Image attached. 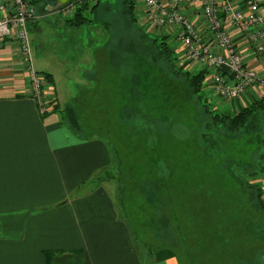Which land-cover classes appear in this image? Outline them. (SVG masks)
I'll return each instance as SVG.
<instances>
[{"label": "crops", "instance_id": "obj_1", "mask_svg": "<svg viewBox=\"0 0 264 264\" xmlns=\"http://www.w3.org/2000/svg\"><path fill=\"white\" fill-rule=\"evenodd\" d=\"M44 13L30 23V34L36 33L33 39L30 35L33 65L39 73L52 75L49 94L56 98L59 110L40 115L15 44L6 41L0 48V264H180L170 251L163 257L156 252L141 255L131 228L121 217L117 190L93 184L112 168L115 156L106 140L84 135V129L94 127L83 123L81 109L95 113L108 101L100 98L96 105L87 106L80 102L85 97L95 99L100 82L110 83L114 75L118 81L114 88L120 97L124 95L120 84L129 74L124 66L127 28L108 33L99 24L75 28L57 12ZM143 28L136 23L130 32L152 41L156 35L149 29L150 35L146 34ZM233 35L246 64L264 78V56H250L242 36ZM131 60L136 68L142 59ZM187 65L193 68L189 71L200 68L191 61ZM60 72V80L71 91L64 101L57 87L56 73ZM75 76L88 84L75 83ZM111 92L107 84L100 96L111 97ZM204 93L215 104L214 110L231 113L262 97L260 90L250 89L231 106L222 102L220 107L221 100L210 88ZM129 97L124 95V105ZM67 106L74 107L82 134L65 122L62 110ZM259 183L264 189V177ZM260 257L264 264V251Z\"/></svg>", "mask_w": 264, "mask_h": 264}, {"label": "rangeland", "instance_id": "obj_2", "mask_svg": "<svg viewBox=\"0 0 264 264\" xmlns=\"http://www.w3.org/2000/svg\"><path fill=\"white\" fill-rule=\"evenodd\" d=\"M102 4L103 6L96 20L99 27L104 29L105 33L113 29L125 32L123 28H127L126 31L128 33L126 35L129 39V46L127 47L128 53L124 66L127 67L126 69L129 74L127 76L128 79L126 76L123 77L120 85L123 86L121 91L124 92V95L130 97L127 101L128 103L124 105V95L120 97V93L117 92L119 89L116 90L114 88V83L118 82L114 75L112 77L113 82H111V79L110 83L106 81L100 82L99 93L95 99L92 100L90 97H85L80 102L81 106H87L90 103L96 105L99 103L98 99L105 98L104 100L108 101L106 107L98 110L96 108L94 110L95 113H90L84 107L81 109L82 113L80 116L83 123L93 125L94 127L93 130L84 129L85 136L103 138L111 144L113 155H116V159L113 160V166L110 168L111 178L113 177L114 179L110 182L104 181L105 183L103 184L110 192H116L117 188L122 187L124 184L130 185V188L125 189L127 200L133 203V208L129 210L131 216L128 219L134 218L133 223L135 226L138 225L140 220L142 221V226H146L144 240L150 243L153 240V234L158 232L157 227L154 225L155 221L161 220L159 230L166 226L164 230L166 234V223L172 220L170 215L178 217L176 207L179 209L180 207L174 203V199L171 207L169 206V201H167L168 196H170L169 194L173 195L174 189L171 190V187L164 190L163 188V185L168 182L169 177L167 176L174 173L175 178L181 181L172 178L173 183L187 186L185 181L199 178L202 172L205 177L203 185L207 186V183L218 182L217 178L212 179L214 176L212 170L222 158H225L227 162L222 161L218 164L221 172L240 177L239 172L241 171L246 175L250 172L253 173L255 170L257 171L259 165L264 160V145H261L262 139H264L263 120L260 119L262 123V128H259L260 130H257L256 120L248 122V125L239 130L241 131L240 133L231 134L228 130H225V133H230L232 137L234 136L233 143L231 145L223 144L219 152L211 151L208 144L206 145L204 140L200 138V134L211 131L216 133L215 129L210 128L213 124L212 118H199L197 123L195 118L197 119L198 113H192V110L188 109L189 106L185 102L186 98L189 97L186 83L184 80L172 76V69L168 62L164 64L163 62H159V49L155 38H151L152 41L147 42L148 36L139 37L130 32V29L136 23L126 22L125 19L120 17L122 16V0H102ZM36 6V18L37 16L44 15V11L50 12L52 15L56 12L51 10L53 6H48L46 10L44 9L46 5H43V3ZM116 27L117 29H115ZM143 29L146 34L150 35L148 29ZM30 35L31 39L36 37L35 32H32ZM130 39H132V42ZM12 42L15 44L16 57L19 58L20 47L17 46L15 41ZM169 42L179 56V68L175 67L177 71H189V68L192 70L193 68L187 65L190 61L187 60L185 51H182L181 48H176L173 42ZM132 58L136 59L135 62L138 59H142L138 61L136 68L131 64ZM131 74L134 75L133 78H131ZM56 75L61 101H64L65 97L68 96V92L71 93V91L69 88L66 90V82L60 80V76L63 73H56ZM117 77L119 81L122 79L121 75H117ZM74 78L75 83L88 84L87 81L82 82L76 76ZM29 84L31 85L30 81ZM107 84H110L113 89L112 95L108 98L101 97L100 95L105 94ZM46 87L50 90L49 84ZM49 93L51 92L48 91L47 97L51 96ZM94 93H97V90ZM218 99L221 100L220 107H222L223 103L226 106L233 104L230 100L225 101L220 97ZM199 103L201 104V101ZM200 104L199 108L203 113L202 105ZM214 105L211 104V108H216ZM175 107L177 108V116L172 115V110ZM224 109L226 110V108ZM216 111L221 113V108L217 107ZM178 113H181L182 116L178 117ZM235 113L232 112V114ZM188 115H190V118ZM226 140L229 143L231 142L229 139ZM164 179H166L165 183L163 182ZM221 180L223 184L221 186L218 184L216 189H218L223 199L219 202L218 206L227 209L229 202L233 200V195L235 198L232 203L235 204L234 213L243 216L252 225V229L243 228L235 230L228 227V231L225 232L224 229L225 233L218 238V240H222V243H219V241L217 245L213 237L207 239L205 236H202V240H205V242L200 244L199 238L197 239L195 238L196 236H192L195 239L192 242L188 239L189 243H186V246L192 244L190 250L189 247L188 249L180 250H177L178 247L174 250L153 248L151 252L159 253L163 257L170 251L176 254L180 264H263L260 254L264 251V219L253 207L256 196L254 193L247 195V190H244L243 184L242 189L241 184H239L237 188L238 193L234 195L232 190H235V188L232 187L233 189L231 190V188L228 189L225 185L229 182V179L224 180V178H221ZM176 190L178 192L177 186ZM225 190L226 194H229L228 196L225 195ZM118 191L120 192V190ZM207 192L209 193L211 190L209 189ZM159 193L162 195L157 200ZM180 194L182 193L180 192ZM178 195L177 197H179ZM120 196L121 194L118 193V204L120 203ZM136 202L140 205L139 207L135 206ZM181 205L183 206V204ZM248 207L249 210L241 211V208L247 209ZM134 208L137 209V212H134ZM169 212L170 215L168 214ZM144 213L152 214L148 218H144ZM233 221L236 220L233 219ZM176 223L178 226L181 225L177 221ZM195 227L200 229V224H195ZM174 235L175 233L171 236ZM156 237L159 236L154 235V238ZM227 238H229L230 243H234L231 246L233 251H231V255L226 252V249L230 248V246L225 245ZM226 243L228 244V241ZM246 245H248L249 249L248 258L238 254L237 263H235L232 258L228 257L240 252ZM137 249L145 257L149 254V250L143 244H137ZM252 252H255V260L250 258Z\"/></svg>", "mask_w": 264, "mask_h": 264}, {"label": "built area", "instance_id": "obj_3", "mask_svg": "<svg viewBox=\"0 0 264 264\" xmlns=\"http://www.w3.org/2000/svg\"><path fill=\"white\" fill-rule=\"evenodd\" d=\"M97 1L70 0L56 12L72 19L79 8L92 7ZM136 11L140 25L167 37L199 70L208 72L204 89L232 102L250 89L260 90L264 97V78L246 64L233 35L242 36L250 56H264V0H137ZM35 19L32 0L0 2V48L10 40L20 47L18 62L27 72L31 97L44 116L51 110L52 99L47 97L48 82L33 65L30 23Z\"/></svg>", "mask_w": 264, "mask_h": 264}, {"label": "trees", "instance_id": "obj_4", "mask_svg": "<svg viewBox=\"0 0 264 264\" xmlns=\"http://www.w3.org/2000/svg\"><path fill=\"white\" fill-rule=\"evenodd\" d=\"M32 4L34 6L43 3V5H46L44 9L46 10L48 6H54L57 4L58 0H32ZM136 1L137 0H122V16L121 18L125 19L126 22L129 23H138L137 19V11H136ZM39 2V3H38ZM35 3V4H34ZM102 0H98L97 3L94 6L84 5L81 8L78 9L77 13L72 19L67 20V25L75 28H80L82 26L88 25V24H97V15L99 14L101 8H102ZM37 7V6H36ZM99 8V9H98ZM156 44L159 49V62H168V64L171 66L172 69V76H175V78H180L185 81L186 86L188 88V96L186 98V103L188 109L192 113H198L196 116L197 123L199 121V118H208L211 117L213 124L210 126V128L215 129L216 133H213L212 131L209 133L203 132L200 134V138L204 140V143L209 146V149L213 152H219L220 149L223 147V144L231 145L234 141V136L232 137L231 134L240 133V129L248 125V122L252 120H256L257 124V130H260L259 128H262L261 126V120H263L264 125V97H260L258 101L255 103L250 104L248 107L243 109L242 111L232 114L231 112H221L218 113L216 110L211 108V101L206 97L204 91L205 81L208 75V72L206 70H198V71H188V70H179L177 71L176 68H179L180 60L179 56L176 54L175 50L170 46L169 42L167 41V37L156 35L154 36ZM34 59V56H33ZM176 67V68H175ZM170 69V68H169ZM174 70V71H173ZM169 71V70H168ZM46 82H48L50 89L52 90V75L47 73L43 74ZM51 101V110L47 112L43 117L48 116L52 113H54L56 110H59V105L55 97L53 95L50 96ZM201 101V104L199 103ZM202 105L203 113L201 112L199 108V104ZM187 111V110H186ZM177 108L175 107L174 110H172V115L177 116ZM201 112V113H199ZM65 122L69 124L73 130L79 132L82 134V123L74 109V107L67 106L64 110H62ZM182 116L181 113H178V117ZM199 116V117H198ZM190 118V115H188ZM119 125V124H118ZM120 126V125H119ZM228 130L230 133H225L224 131ZM264 130V127H263ZM262 131V130H261ZM264 136V135H263ZM226 139L231 140V142H227ZM225 142V143H224ZM264 145V139H262V144ZM264 151V150H263ZM115 159H116V155ZM226 161L225 158H222L220 162ZM188 162V161H187ZM220 162H217L215 165L213 171V177L214 180L217 178L218 182L215 181L213 183H207V186L203 185V182H205V177L203 173L201 172V175L199 178L196 179H189L185 181L187 183V186H180L173 183L171 180L174 178V180L181 181L177 178H175L174 173H171L168 179V182H166V179L163 180L165 183L163 185L164 190H167L169 188L174 189V193L169 194L167 201H169V206L171 207L174 203H176L179 207H176L177 215L178 217H173L170 215V212L168 213L172 220H170L167 225V232L164 233L165 227L161 230H159V227L161 226V220L158 219L154 222L155 227H157L158 232L153 234V240L149 243L144 240V233H145V227L142 226V221L140 220L138 225L135 226L133 221L134 218L130 219V212L129 210L132 207V201L127 200V193L125 191L126 188H130V185L124 184L122 187L117 188V195L118 193L121 194L120 196V203H119V209L121 217H123L124 220L127 221L129 227L131 228V232L133 233L135 240L137 241V244H143L145 248L149 250V252L152 251L153 248H168L169 250L174 249H188L192 247V244L190 246H186V243H189L187 240L193 241L195 238H199L200 244L204 243L205 240H202V236H205L207 239H210L213 237L215 240V243L220 241L218 238L222 234L228 231L229 229H243V228H250L252 229V225H250L247 220L243 216H239L237 213H234L235 204H232L234 201V196L232 195V201L229 202V205L227 206V209H223L218 206L219 202L223 199L220 192H218L217 186H221L223 184V181L221 178L229 179V182L226 185L228 189L232 187L233 194L236 195L238 193L237 188L239 184H242L244 187V190L247 192L246 194H255V199L253 203V207L255 208V211H258L260 216L264 219V189L262 188L261 184L259 183V179H262L264 177V160L262 161L258 167V170L248 173L246 175L243 171L239 172L240 177L233 174H229L226 172H221L219 170L218 164ZM188 165V164H187ZM191 167V165L189 164ZM192 168V167H191ZM111 171H106L105 173L101 174L99 177L95 178L93 180V184L95 185H102L105 182H110L114 178H111L110 175ZM166 177V178H167ZM242 178V182H241ZM258 180V182H257ZM202 183V185H201ZM152 185V184H151ZM176 186L178 187V192L176 190ZM211 190V192H207L208 190ZM120 190V192L118 191ZM170 190V191H171ZM180 192L182 194H180ZM243 192V190H242ZM225 195L228 196L229 194H226V190L224 191ZM157 194V193H156ZM179 194V195H178ZM162 194L159 193V196L157 200H159L160 196ZM177 195L179 197H177ZM182 195V196H181ZM180 202V204H179ZM183 204V206L181 205ZM136 207H139L140 205L135 204ZM258 206V207H257ZM244 210H249V207L247 209L241 208V211L244 212ZM171 211V210H170ZM134 212H137V209L134 208ZM152 213H144L143 217L148 218ZM241 215H243L241 213ZM129 218V219H128ZM235 219L236 221H233ZM176 221L181 224L178 226ZM195 224H200V229L195 227ZM225 229V232H224ZM173 233H175L174 236H171ZM154 235H158L159 237L154 238ZM162 235V236H161ZM233 235V234H232ZM192 236H196L195 238H192ZM224 238V236H223ZM228 241V244L225 241L226 246H230V248L226 249V252H228L231 255L232 248L231 246L234 245V243L229 242V238L226 239ZM222 241V240H221ZM219 243H222V242ZM179 245V246H178ZM264 245V242H263ZM264 247V246H263ZM233 252V251H232ZM249 253L248 245L241 250L240 252H237L233 254V256H228L230 259L232 258L235 263H237V256L238 254L242 255L243 257H247V254ZM263 253V252H262ZM255 252H252L250 258L255 260ZM248 258V257H247Z\"/></svg>", "mask_w": 264, "mask_h": 264}, {"label": "water", "instance_id": "obj_5", "mask_svg": "<svg viewBox=\"0 0 264 264\" xmlns=\"http://www.w3.org/2000/svg\"><path fill=\"white\" fill-rule=\"evenodd\" d=\"M70 0H58L57 4L53 7H51L52 11L58 10L60 7L64 6L67 4Z\"/></svg>", "mask_w": 264, "mask_h": 264}]
</instances>
